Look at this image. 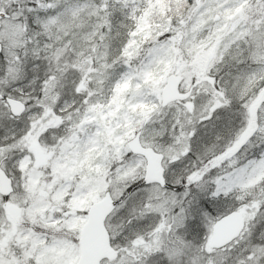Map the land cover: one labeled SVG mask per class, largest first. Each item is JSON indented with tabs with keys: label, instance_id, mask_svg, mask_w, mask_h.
I'll return each instance as SVG.
<instances>
[{
	"label": "snow or ice",
	"instance_id": "obj_1",
	"mask_svg": "<svg viewBox=\"0 0 264 264\" xmlns=\"http://www.w3.org/2000/svg\"><path fill=\"white\" fill-rule=\"evenodd\" d=\"M0 264H264V0H0Z\"/></svg>",
	"mask_w": 264,
	"mask_h": 264
}]
</instances>
